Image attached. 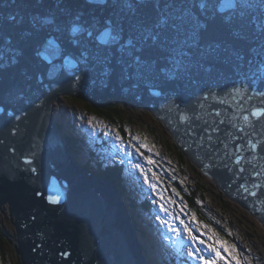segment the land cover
Returning a JSON list of instances; mask_svg holds the SVG:
<instances>
[{
    "label": "water",
    "instance_id": "obj_1",
    "mask_svg": "<svg viewBox=\"0 0 264 264\" xmlns=\"http://www.w3.org/2000/svg\"><path fill=\"white\" fill-rule=\"evenodd\" d=\"M148 2L0 0V208L8 205L22 264H148L114 183L72 161L51 120L61 95L99 106L122 87L130 94L122 100L145 108L154 100L149 112L190 162L264 226V41L254 26L234 39L240 24L223 19L259 18L260 0L235 11L232 0H212L207 14L193 0ZM164 16L160 42L139 43L141 28ZM194 17L209 25L198 47L187 39ZM166 77L175 80L167 94L157 88ZM203 77L212 82L201 89Z\"/></svg>",
    "mask_w": 264,
    "mask_h": 264
},
{
    "label": "rangeland",
    "instance_id": "obj_2",
    "mask_svg": "<svg viewBox=\"0 0 264 264\" xmlns=\"http://www.w3.org/2000/svg\"><path fill=\"white\" fill-rule=\"evenodd\" d=\"M70 98L59 96L52 106L51 115L64 130L61 134L64 133L67 137L69 146L76 150L75 156H79V159H75L77 164H82L87 172L99 173V170L104 171V166L113 164L126 171L129 181L123 184L126 194L121 197L126 202L125 208L132 212L129 215L131 221L138 225L139 231H135L136 234L144 232L145 236L153 237L151 240L147 238L151 245L149 253L141 239L142 251L146 257L148 255L150 264H204L200 256L204 257V261H211L215 256L206 245L220 249L224 259L217 260L216 264H264L262 224L237 203L228 200L212 180L200 173L186 156L183 155L184 159L181 160L184 162H180L172 151L173 143L165 127L156 122L147 109L121 98L104 99V102L126 103H118L123 106L121 110L124 117L121 129H114L108 122L89 112L83 105L84 101L73 102ZM185 183L197 185L203 190L201 199L207 223L197 221L184 207L177 186L183 188ZM127 197L129 201L125 199ZM143 200L150 204L147 212L144 208L137 210L126 206L128 202H134L139 207L138 202ZM0 210V227L4 228L5 241L8 242L4 244V252L9 255L13 246L15 248V242L12 246L15 232L9 222L6 206H1ZM133 216L139 219L135 220ZM215 227L219 229V233L223 232L235 239L238 247L222 239L215 232ZM133 228L136 230L135 226ZM189 233L195 239H191ZM200 241H204V244ZM225 243L234 249V259L223 251L221 244ZM160 244H165L167 250L163 248L162 252ZM189 251L195 259L189 256Z\"/></svg>",
    "mask_w": 264,
    "mask_h": 264
},
{
    "label": "trees",
    "instance_id": "obj_3",
    "mask_svg": "<svg viewBox=\"0 0 264 264\" xmlns=\"http://www.w3.org/2000/svg\"><path fill=\"white\" fill-rule=\"evenodd\" d=\"M70 99L73 102L74 101H82V100H78V99L75 100L74 98H70ZM121 102L123 105H126V103L124 101H121ZM121 102L120 101L119 102L118 101H116V102L115 101H107V103L105 102L101 106H97L96 108H93L94 106H92L88 103L86 104L84 102H83L84 103L83 105L85 106V108L87 110H89V112L93 113L97 117L103 118L102 120H104L106 122L109 121L108 124H110L112 127H114V129H117V128L121 129V122L123 121V117H124V113L121 110V108L123 106L118 104ZM58 127L61 128L60 125ZM170 139H171V137H170ZM167 143H168V141H167ZM172 143H173V141H172ZM172 148H173L172 151L175 152V155L180 159V162H181L182 161L181 158H183L182 153L181 152L179 153V150L174 143L172 145ZM75 152H76V150H74V152L72 153L74 156H75ZM75 158L79 159V156L78 157L75 156ZM182 162H184V161H182ZM103 169H104V171L101 172L99 170L98 172L100 174L99 173L98 174L101 175L102 177H104L105 179L111 180L115 184L117 189L119 190L120 195L124 196L126 194V192L124 190L123 184L127 182L126 176L128 177V175H126L123 168L119 165L116 166V164H113L112 166L111 165L110 166L109 165L104 166ZM192 169L194 170V172L196 171L194 169V167H192ZM179 178L181 179V175L179 176ZM177 191L179 193V196L182 199L183 205H185L184 207L186 208V210H188L196 218L197 221L207 223V218L205 216L206 212H204L205 207L202 205V199H201V193L203 190L202 189L200 190V188L197 187V185L194 186L192 184L185 183V185H183V188H180V186L179 187L177 186ZM220 198H223V197H220ZM218 200L220 201V199H218ZM228 203H229V206H231V203L230 202H228ZM126 206L130 207V209H131V207H133V209H137V210H139L141 208H145V206H146V208H147L146 210H149L150 204L147 200H143L142 203H139V207L134 202H132V203L130 202ZM208 215H210V214H208ZM137 219H139V218L136 217L135 220H137ZM211 221H213V219ZM215 228H216L215 232H217L218 235L222 239H224L226 242H230V243L234 244L235 246H237L236 245L237 243H235V239L231 238L229 235H225V233H223L221 230L220 231L222 233H219V231H218L219 229L217 227H215ZM143 233L142 232L139 233V236L140 237L142 236L144 238L145 235ZM5 236H6V233L4 232V228L0 227V263L1 264H22L20 259L16 256V253L14 252L13 249L10 252L11 255L5 254L4 244L8 243L7 241H5ZM145 238L147 239L148 236H146ZM148 261H149V259H148Z\"/></svg>",
    "mask_w": 264,
    "mask_h": 264
},
{
    "label": "snow or ice",
    "instance_id": "obj_4",
    "mask_svg": "<svg viewBox=\"0 0 264 264\" xmlns=\"http://www.w3.org/2000/svg\"><path fill=\"white\" fill-rule=\"evenodd\" d=\"M116 3L117 5L121 7H127L128 9H132L133 7H140V5L136 3V0H116ZM144 6L145 7L149 6L148 0H145ZM254 6L255 5L251 4L249 0H232V3L228 5V7L232 8L233 11H235L236 9L251 8ZM259 6L262 9L259 18L255 16H251V17L246 16L244 11H240L239 18L235 15L227 16L223 18L229 24H232V23L240 24V29L233 33L234 39L243 38L246 35L247 28L249 26H254L255 30L259 33L261 40L264 41V0H260ZM192 7L199 8L202 12L207 14L211 9H213L214 5L212 3V0H193ZM220 11H222L221 8H216V12H220ZM9 21L17 22L15 16L9 17ZM167 22H168V18L164 16V17H161L160 20L158 21L156 28H153V29L141 28L140 40L138 42L147 43L148 40H151L154 42V45L158 44L160 42V32L157 31L156 29L159 28L161 25H166ZM33 23H35V18H34ZM192 23H193L192 32L189 34L187 39L192 40L193 45L198 47L200 43V37L204 33L208 32L209 25L207 23H202L198 17H194ZM89 35H91V33H89ZM113 39H115V37H113ZM2 40H3V36L0 35V41ZM129 46L135 47V44H133L132 42H129ZM208 47H209V50L212 52L217 51V47H214L211 44ZM225 51H227V49H225ZM261 52H264V48H261ZM236 55L238 59H243V57L239 56L238 53H236ZM136 63L137 64L140 63L139 57L136 58ZM261 65H262L261 70L264 71V60L261 61ZM76 79L78 80L79 76H77ZM33 218L35 219V217ZM189 237L191 239H195V237H193L191 233H189ZM209 239L211 240L212 237H209ZM200 243L204 244V241H200ZM217 243H219V241H217ZM206 247L210 251L215 253V256L211 261H204V257L200 256L199 258L202 262H204V264H216L217 260L224 259V257L221 256V251L219 248L214 247L212 245H206ZM221 247L223 248V251L225 253H228L230 256H232L233 259L235 258V252L233 248L226 246V243L221 244ZM189 256L192 257L193 259L196 258L195 256H193L191 251H189Z\"/></svg>",
    "mask_w": 264,
    "mask_h": 264
},
{
    "label": "bare ground",
    "instance_id": "obj_5",
    "mask_svg": "<svg viewBox=\"0 0 264 264\" xmlns=\"http://www.w3.org/2000/svg\"><path fill=\"white\" fill-rule=\"evenodd\" d=\"M62 97H65L64 95H61ZM59 96H57V98H58ZM69 97H71V98H74L75 100L76 99H79V100H82V101H84V103H88V104H90V102H88V101H85L83 98H79V97H76V96H69ZM118 98V97H117ZM109 100V99H108ZM121 102V101H120ZM107 103V102H106ZM133 103V102H132ZM54 105V102H52L51 103V109H52V106ZM91 105V104H90ZM136 105H138V104H136ZM127 108V107H126ZM144 109H146L145 108V106L143 107ZM151 117L152 118H154L152 115H151ZM103 119V118H102ZM51 120H52V122L54 123V125L57 127V129H58V131L60 132V134L64 131V130H62V128H59L58 127V125H57V123H58V121L56 122L55 121V119L53 118V116L51 115ZM61 120V119H60ZM71 120L68 118V122H70ZM62 120L60 121V123L62 124ZM159 122V121H158ZM108 123H109V121H108ZM63 125V124H62ZM61 125V126H62ZM74 129V128H73ZM86 132V131H85ZM62 135V137H63V139H64V141H65V143H66V145H68L67 147H68V150H69V153H70V156H71V159H72V161L74 162V164L80 169V167H82V169L81 170H84V171H86V169H84L83 168V166H81L82 164H80L79 165V163L77 164V162H76V160L75 159H77V158H75V156L72 154L73 152H74V150H72V148L69 146V143H67V137L65 136V134L63 133V134H61ZM75 137V136H74ZM72 138V137H71ZM73 141V140H72ZM72 144V143H71ZM80 145V144H79ZM180 153V152H179ZM73 155V156H72ZM86 162V161H85ZM110 166V165H109ZM124 170V169H123ZM122 170V171H123ZM125 173H126V171H125ZM100 174V173H99ZM127 174V173H126ZM106 176V175H105ZM108 178V177H107ZM108 180V179H107ZM128 180V179H127ZM111 181V180H110ZM129 181V180H128ZM131 183V182H130ZM115 185V184H114ZM116 187V186H115ZM218 188V187H217ZM116 189H117V187H116ZM117 191H118V193H119V190L117 189ZM119 196H121L120 195V193H119ZM121 199H122V197H121ZM126 200H128L129 201V199H128V197L127 198H125ZM123 200V199H122ZM125 200H123V203H124V205L126 204V202H124ZM128 203H130V202H128ZM140 203V202H139ZM142 203V202H141ZM236 203V202H235ZM144 204V203H143ZM4 206H6V210H7V213H8V205L7 204H4L2 207H4ZM126 209V208H125ZM145 211L147 212L148 210H146L147 208H146V206H145ZM126 211H127V213H129V215L131 216V211L129 210V208L128 209H126ZM149 213V212H148ZM128 215V214H127ZM252 215V214H251ZM253 216V215H252ZM129 217V216H128ZM254 217V216H253ZM8 218H9V215H8ZM255 218V217H254ZM12 221H13V218L11 219V223H12ZM135 222L133 221L132 222V224H133V226L132 227H134L135 226V228H136V230L135 231H139V229H138V225L136 224H134ZM12 227V229H13V231H14V226L12 225L11 226ZM262 227H264L263 225H262ZM15 232V231H14ZM136 237H137V239H138V242H139V244H140V247H141V249H142V242H141V239L144 241V248L146 249V251H148L147 253H149V251H151L150 249H149V247L151 246V245H149V242L150 241H148L146 238L145 239H143V237L141 236V238L139 237V235H137L136 234ZM148 238H150V240L151 239H153V237L152 236H150V235H148ZM161 245V244H160ZM159 245V246H160ZM153 248H154V246H152ZM162 247V248H161ZM166 246H165V244H162L161 246H160V248H161V250H162V252L164 251V249L163 248H165ZM143 248V249H144ZM165 250H167L166 248H165ZM161 252V254H163ZM181 253V252H180ZM181 255H182V253H181ZM145 257H146V255H145ZM148 258V255H147V257H146V259ZM151 259H153V257L151 256ZM147 261H148V259H147ZM148 263L150 264V261H148Z\"/></svg>",
    "mask_w": 264,
    "mask_h": 264
}]
</instances>
